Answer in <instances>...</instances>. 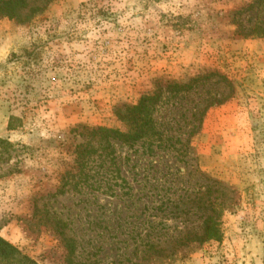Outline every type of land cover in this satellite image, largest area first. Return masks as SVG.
I'll return each mask as SVG.
<instances>
[{
	"label": "rangeland",
	"instance_id": "rangeland-1",
	"mask_svg": "<svg viewBox=\"0 0 264 264\" xmlns=\"http://www.w3.org/2000/svg\"><path fill=\"white\" fill-rule=\"evenodd\" d=\"M253 1L28 0L19 18L0 16V235L40 264H264V37L235 23ZM211 72L230 83L214 76L186 96L209 105L189 154L167 155L176 183L146 184L118 146L135 196L91 189L76 162L87 128H124L119 104ZM206 175L228 185L222 239L184 246L207 185L219 194Z\"/></svg>",
	"mask_w": 264,
	"mask_h": 264
},
{
	"label": "trees",
	"instance_id": "trees-1",
	"mask_svg": "<svg viewBox=\"0 0 264 264\" xmlns=\"http://www.w3.org/2000/svg\"><path fill=\"white\" fill-rule=\"evenodd\" d=\"M28 0H1L0 16L19 18L21 11L27 6ZM264 13V0H254L252 3L236 11V25L239 35L244 37H264V22L244 24L242 17L252 10ZM218 76L223 81L228 78L221 73H200L186 82L175 80L161 81L152 92L142 95L137 103H122L116 107V115L123 123L124 128L94 126L87 128V142L76 148V162L82 172L91 170L92 182L90 187L111 197H134V188L123 174L122 157L118 146L128 148V157L123 164L132 166L133 170L141 167L148 171L146 184L156 181L157 174H162L165 182H173V176L183 172H172L166 162L167 155L174 153L183 159L192 150L191 139L202 126V119L208 105L202 108L199 103L192 105L186 96L193 94L205 85L211 77ZM230 83V82H229ZM212 103V102H211ZM210 103V104H211ZM200 115L198 118L197 116ZM167 171H162V169ZM172 176V178H171ZM208 181L218 185V197L212 198L213 186L207 185V201L201 202L199 208L203 210L200 231L188 232L186 245H202L206 242L222 239L221 217L228 210L232 202L227 198L228 185L221 180L206 175ZM138 183L141 180H136ZM174 186H170L173 188ZM222 188V190H221ZM177 189H179L177 187ZM220 190L222 191L220 193ZM177 211L173 212L176 218L181 215L176 202H170ZM231 203V204H230ZM236 205V203H233ZM171 213H172V209ZM192 212H189V215ZM188 221V219H187ZM62 239L68 250V259L73 263L76 254V241L62 233ZM0 264H40L25 254L17 245L0 235ZM75 264V263H74ZM87 264V263H83Z\"/></svg>",
	"mask_w": 264,
	"mask_h": 264
}]
</instances>
